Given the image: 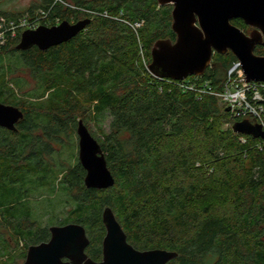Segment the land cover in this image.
I'll use <instances>...</instances> for the list:
<instances>
[{"label": "trees", "instance_id": "16d2710c", "mask_svg": "<svg viewBox=\"0 0 264 264\" xmlns=\"http://www.w3.org/2000/svg\"><path fill=\"white\" fill-rule=\"evenodd\" d=\"M171 9L157 0H42L28 9L29 21L51 27L90 20L75 37L44 51L17 50L23 28L16 15L0 11L1 34L7 20L0 101L23 115L14 130L0 127V259H8L3 264H14L19 244L27 248L49 239L51 212L62 199L71 210L57 224L82 225L90 241L85 252L94 261L101 258L105 234L101 211L109 206L134 248L177 253L166 264H264L261 139L243 135L241 143L218 97L184 90L142 66L144 56L150 63L155 41H174ZM9 23H16L14 35ZM231 24L246 28L240 19ZM254 54L264 56V47ZM234 60L229 51L214 53L202 76L186 80L196 89L207 83L210 91L221 92ZM15 72H27L36 89L22 93L26 82ZM10 75L17 89L10 87ZM79 120L98 129V135L90 133L114 178L110 188H86L78 160L60 178L53 176L49 187L41 182L51 167L64 171L62 150ZM57 183L62 194L53 195ZM42 196L53 204L38 206ZM45 215L50 218L43 225ZM17 257L24 259L25 252Z\"/></svg>", "mask_w": 264, "mask_h": 264}, {"label": "water", "instance_id": "95a60500", "mask_svg": "<svg viewBox=\"0 0 264 264\" xmlns=\"http://www.w3.org/2000/svg\"><path fill=\"white\" fill-rule=\"evenodd\" d=\"M157 4L172 6L171 30L175 39H158L153 43L147 66L152 76L176 81L199 77L209 67L214 53L229 51L240 62L247 82H264V56L254 54L256 46H264V0H157ZM233 19H240L253 30L244 33L231 24ZM89 21H62L51 27L26 29L20 34L16 49L24 51L35 46L47 50L75 37ZM22 116L17 107L0 102V127L14 130ZM231 130L264 139L262 126L248 119L234 122ZM76 135L78 161L85 171L84 186L96 190L112 187L114 178L100 145L81 120ZM101 222L105 234L99 261L85 252L90 242L85 228L67 223L50 226L47 241L28 246L22 264H166L177 256L176 252L164 249L134 248L109 206L102 209Z\"/></svg>", "mask_w": 264, "mask_h": 264}, {"label": "rangeland", "instance_id": "374dc122", "mask_svg": "<svg viewBox=\"0 0 264 264\" xmlns=\"http://www.w3.org/2000/svg\"><path fill=\"white\" fill-rule=\"evenodd\" d=\"M41 2H42V0H1L0 1V11H4L6 13L16 15L17 22L19 23L22 20V18H24V17H26L27 19H31L32 17L30 16L31 14L28 12V9L31 8V6H39V4ZM40 12H41V10H38V9L34 10V12H33L34 16L37 17L40 14ZM35 23H36V26L42 25V23H39V21H36ZM10 25L12 26V23L11 24L9 23V26ZM15 25H16V23L12 26L13 30L16 29ZM244 32L248 33V32H250V29H247ZM0 42L2 43L4 41L2 39H0ZM142 56H143V53H142ZM141 63H142V66L147 68L148 63H147V58H145V56L142 58ZM18 73L19 72H15L14 74L19 75L26 82V84L22 88V93H25L31 89H36L35 81H33L28 76L27 72H22L20 74H18ZM11 77H12V75H10L8 78V80L10 81V87L12 89H17L18 88V81H16V79H13ZM226 77H227V73H226L225 78ZM109 122H110V117H107L104 120L103 126H102V128H104V130H107ZM87 127L89 129V132L98 135V129H97L96 125L91 123V124H88ZM240 139L246 140V137L241 135V136H239V140ZM66 140L67 139H65L64 141H66ZM67 143L68 144H66V147L64 148V150H62L63 155L65 157L64 161H66L65 167L62 168L64 171H62L61 169H58V168L51 167V171H48L49 174L46 175L45 178L41 181V182H44L43 184H48V187H49V184L52 182L51 180H52L53 176L55 177L57 175L58 178H60L64 173H66V168L68 167V165L74 164V161L76 162V160H78V137H77L76 133L73 135L71 141H69ZM58 149H59V147H58ZM256 171H258V170L256 169ZM209 172H210V170H209ZM255 177H257V175ZM58 180H60V179H58ZM61 189H62V184H58V183L55 184V188L53 190L54 191L53 195H55L57 192L62 194ZM52 197H54V196H52ZM59 197L60 196H58L56 199L58 200ZM49 198H50L49 196H42V197L38 198L37 199V205L40 206L41 208L49 207L50 205L53 204V202H51L52 200ZM65 200L66 199H62V202L60 204H58V206H56L55 211L51 212V216H52L51 218L54 222V224H52V225H59L57 223H59L60 221L65 219L68 215V212H70L71 205L69 204V202H67ZM49 218H48V215H45V216L41 217V219L39 221L41 224L45 225V224H47V220ZM49 227H50V225H49ZM5 237L8 238L7 233L5 234ZM12 246H14V244H12ZM26 249L27 248L23 244H19L17 246V248L15 249V252H14V256L16 255V258L14 259V264H22L23 263L24 259H20L17 256L19 254H21V252H23V251L26 253ZM5 258L7 259V256ZM5 258L0 259V264H3L2 262L4 260L7 262L8 259L6 260ZM9 261L12 262L13 258L11 257V260H9Z\"/></svg>", "mask_w": 264, "mask_h": 264}, {"label": "built area", "instance_id": "2783aa9c", "mask_svg": "<svg viewBox=\"0 0 264 264\" xmlns=\"http://www.w3.org/2000/svg\"><path fill=\"white\" fill-rule=\"evenodd\" d=\"M139 26L140 24H134V26L131 27L136 29ZM18 27L26 30L35 29L37 26L35 22L29 21L27 18H23L19 22ZM9 30L12 35H14L12 26L9 28ZM160 80H167L177 83L179 87L183 88L184 90L211 93L218 97L224 107L229 109L231 121L230 124H227V126L230 128H232L233 123L236 121L251 119L253 124H260L264 129V82H247L245 80V75L243 74L241 64L237 59L231 63L227 71V77L221 92L210 91L207 83L203 85L204 89L206 86L208 87V90L205 91L204 89L202 90L200 88L196 89L194 85H192V83L186 79L182 81L171 79ZM245 141V139H240L241 143H244ZM261 141V144H264V139H261Z\"/></svg>", "mask_w": 264, "mask_h": 264}, {"label": "flooded vegetation", "instance_id": "af4514ba", "mask_svg": "<svg viewBox=\"0 0 264 264\" xmlns=\"http://www.w3.org/2000/svg\"><path fill=\"white\" fill-rule=\"evenodd\" d=\"M4 29L2 30V28H1V30H2V37H1V39L4 41V42H2L1 44H3V43H5V35H6V33H7V28H6V23H7V20H4ZM246 28H245V30L244 31H246L247 29H250V32L253 30L252 28H250V27H248V26H245ZM250 32H248V33H246V34H249ZM259 46V45H258ZM257 47V46H256ZM264 47V46H263ZM1 102V101H0ZM1 103H3V102H1Z\"/></svg>", "mask_w": 264, "mask_h": 264}, {"label": "clouds", "instance_id": "9594fccd", "mask_svg": "<svg viewBox=\"0 0 264 264\" xmlns=\"http://www.w3.org/2000/svg\"><path fill=\"white\" fill-rule=\"evenodd\" d=\"M24 31V30H23Z\"/></svg>", "mask_w": 264, "mask_h": 264}]
</instances>
